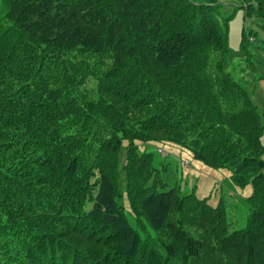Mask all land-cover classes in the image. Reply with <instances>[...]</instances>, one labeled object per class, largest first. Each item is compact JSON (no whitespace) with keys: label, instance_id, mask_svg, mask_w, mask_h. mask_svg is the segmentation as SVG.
Here are the masks:
<instances>
[{"label":"trees","instance_id":"trees-1","mask_svg":"<svg viewBox=\"0 0 264 264\" xmlns=\"http://www.w3.org/2000/svg\"><path fill=\"white\" fill-rule=\"evenodd\" d=\"M236 1L246 19L251 18L264 30V0ZM213 2L0 0V133L19 132L16 148L42 152L37 160L34 155L25 160V164L35 165V170L19 172L26 182L12 178L22 195L34 186L37 189L28 193L37 197L35 203L22 196L18 204L21 200L24 207L17 205L11 212L21 215L23 211L26 217L17 236L34 229L29 240L20 244L29 252L30 262L143 264L153 258L159 264H203L208 255V264H214L213 251L217 249L221 258L217 264H264V148L260 141L264 113L257 111L253 99L261 78L253 76L254 81L248 83L251 90L246 91L247 85L239 88L238 106L230 105L233 101L222 104V97L208 88L210 75L222 83L226 82L222 78H228L227 20L220 18V5ZM255 34L243 29L240 42L247 55L244 60L252 67L248 51L264 52ZM78 55L106 67L101 93L111 101L85 103L56 89L61 78L79 87L90 73L84 60H76ZM210 61L215 65L209 69ZM13 70L22 76L14 79ZM201 72L203 81L198 76ZM9 81L21 85L18 93L6 91ZM226 84L224 91L228 89L233 96V86L229 81ZM20 91L27 98L28 112L19 110V105L16 114L6 113L9 107H16ZM91 109L116 125L124 121L122 115L140 116L142 135L147 132L154 142H186L184 135H197L198 139L186 147L193 159L214 170H226L234 191L249 187L251 193L240 197L248 210H238L245 218V227H230L229 198L228 204L212 208L201 204L194 194L190 205L185 206V198L173 189L148 187L157 171L151 166L149 175L145 174L152 160L138 155L136 149L127 150L120 165L116 158L122 142L130 139V146L139 142V133L131 138L122 133V138L105 139L91 151L82 146L85 142L80 136L71 137L69 132L93 118ZM18 111L22 112L18 115ZM76 144L90 154L73 152L78 149ZM12 147L9 152H15ZM119 168L125 170L123 195L119 194ZM2 173L0 170L3 198L6 185L12 181ZM94 175L97 178L91 183ZM227 189L223 188L225 192ZM123 198L128 211L120 202ZM1 203L0 210L9 209ZM182 214L200 218L205 238L190 232L188 219L184 222ZM130 215L134 217L131 222ZM2 227L6 233L12 225ZM155 230L160 233L149 239V232ZM205 239L214 244L208 254L204 251L211 243Z\"/></svg>","mask_w":264,"mask_h":264},{"label":"rangeland","instance_id":"rangeland-1","mask_svg":"<svg viewBox=\"0 0 264 264\" xmlns=\"http://www.w3.org/2000/svg\"><path fill=\"white\" fill-rule=\"evenodd\" d=\"M220 5L218 12L220 14V18H223L227 20L226 22V33H227V54L225 58V69L226 70V76L228 78H222L226 82L229 81V85L233 86L234 95L232 96L230 92L224 91L228 85L225 83H222L221 79L217 78L215 75L214 77L210 75V84L208 88H213L214 92L216 93L217 97H222L221 101L222 104H229L231 101H233L230 105L235 103V106H238L235 101H237L241 95L239 88L245 89L246 85L248 88V83L251 84L254 81V77H264V52H259L254 49H250L248 51L251 54V63L254 64L249 65V63L244 60L247 55L243 52L240 42H241V36H242V30L249 32L250 30L252 32H255V39L261 43V45L264 46V30L260 29L253 23L250 19H246L245 12L243 9H239L238 2L236 0H215L213 2V5ZM222 26V25H221ZM224 27V26H223ZM249 42H252V39L249 40ZM260 50V46H257ZM77 61L84 60L83 64L85 65V68L88 67V70L90 73L87 74V76L83 79V83L77 87L76 85L72 86L69 84H66L64 78L60 79V87L56 88L57 90H61L60 92L62 94H67L70 97H74L77 101L78 98L82 100H91L92 102H98L101 101V103H108L111 101L107 96H102V89H104V82H105V74L107 73L106 67L104 68L103 63L97 64L92 60H88L87 56H80L76 58ZM254 62H257L254 63ZM18 63V61L16 62ZM23 64V63H22ZM215 65V63H213ZM210 61L207 67L209 69L211 68V65H213ZM63 67V66H62ZM110 67V66H109ZM245 67V68H244ZM241 68H244L245 71L240 70ZM252 69V72L250 71ZM14 74V79H17L22 76V72H16ZM59 73V70H57ZM206 71V70H205ZM204 71V73H205ZM37 74V72H35ZM247 73V75H245ZM249 73V74H248ZM70 74V73H69ZM198 76L200 79L205 80L204 76L201 73H198ZM254 76V77H253ZM264 79L257 82L261 86L262 94L264 95V85H263ZM9 88H7L6 91H16L18 93V90H20L21 85H18V83H14L9 81ZM11 84V85H10ZM237 85V87H236ZM226 86V87H224ZM250 86V85H249ZM69 89V90H68ZM230 89H232L230 87ZM229 89V90H230ZM251 90L250 88L246 89ZM72 93H71V92ZM224 91V92H223ZM259 88L255 87L254 92H261ZM65 92V93H64ZM21 95H18L20 99H18V102L15 101L16 107H9L6 109V113H15L16 114V108L20 105V109L24 111L27 109L29 105L27 104V98H25L20 91ZM71 93V94H70ZM212 96H215V94L211 91ZM224 93V94H223ZM261 94V93H260ZM24 98H23V97ZM62 96V95H61ZM216 97V96H215ZM234 97V98H233ZM17 98V97H16ZM256 103V101L254 100ZM85 103H88L87 101ZM112 103L116 105L118 108H123V106L120 103H116L114 100H112ZM77 105H80V103H77ZM5 110V109H4ZM3 112L2 109H0V112ZM18 111L17 114L19 115L20 112ZM25 112V111H24ZM89 112H92L91 114H94L95 112L91 109ZM97 112V111H96ZM126 113V112H125ZM127 114V113H126ZM17 115V116H18ZM30 115V114H29ZM125 119L121 123V125H116L114 123H110L109 119L105 117V115H102L100 113H95L92 115V119L88 121L87 124H80L78 128H72L70 129L69 136L71 137H78L85 142L84 147H90V151L92 148L96 147V144L100 142H103L105 139L109 138H122V133L126 134L127 137H135L136 134L139 133L141 136V140L139 142H135V144L129 145L128 141H123L121 149L118 152L117 155V162H120V165L124 163L125 155L127 154V150L130 151L131 149H136L138 152V155H147L151 158L152 163L150 166H148L146 170V175H149V168L153 166L156 168L157 173L155 175H152L151 180L148 182V187H151L152 185H157L156 188L158 190H162L164 186H166L168 189H173L176 194L180 198H185L184 204L190 205V200H192L195 196L198 200H201L202 203L204 202L209 207H216L220 204H232L230 206V220L232 226H230L234 230H240L242 227H245V218L243 215L238 212L240 209L241 211L245 209L248 210L247 205L245 204V201H243L240 197L247 196L251 193L249 187L246 188L244 191L236 190L234 191L231 186L228 183L229 176L226 170H214L212 168H209L207 166H204L202 163L196 161L191 156V151L187 148L191 146L192 140H197L198 137L194 138L193 134L184 135L185 138L188 139V141L183 139L182 140L177 139V142H167V141H150V137L148 138V133L146 132V135H142L143 128L141 127V118L140 116L135 115H122ZM72 117V116H71ZM88 119V118H87ZM192 124V121L190 122ZM194 124V123H193ZM25 124H23L24 126ZM75 125V124H73ZM88 127V132H86V127ZM191 126V125H190ZM118 130L121 131V133H118ZM21 132V131H20ZM21 133H12V134H5L0 133V170L3 171L2 174H7L9 176L8 181H12L11 184L6 185V194L3 195V198L0 197V200L2 201L1 204H4L5 207H9L7 210H0V226L6 225L10 223L12 227H9L8 231H10V236H8V231L4 233L3 227L0 228V264H35V262H30L29 259V252L23 251V246H20V244L25 243L30 238L31 232H34V229H27L26 231H23L20 233V235H16L21 229L22 225L24 223V219L26 218L24 216V213L21 212V215L19 214H12L13 208H16L17 205H21V208L23 202L20 200V204H18L19 199L23 197L29 198L33 203L36 202L37 197L35 196H28V193H33L32 191H36V186H34V190L26 191L27 194L24 193L22 195L21 189L16 187L17 182L14 181L12 178H17L21 182H26V179L23 176V174L19 173L23 170H35L34 163H27L25 164V160L29 159L34 155V157L37 159L42 157V152L40 153H34L35 149H22L21 147L16 148V140L17 137ZM150 136V135H149ZM194 138V139H193ZM145 139L149 141H145ZM261 141V140H260ZM12 143V144H11ZM11 145L13 146L12 149H15V152H9L8 150L11 148ZM80 145V146H79ZM76 144L75 146L78 147V149L75 148V150H72L73 152L79 151V154H82V151L84 148L81 146V144ZM15 146V147H14ZM185 146V148H184ZM187 147V148H186ZM199 148V147H198ZM80 149V150H79ZM88 151H83L86 153V156L89 153ZM199 150V149H198ZM32 153V155H27L25 157V154ZM128 155V154H127ZM38 156V157H37ZM154 160V161H153ZM29 161V160H28ZM125 170H121L119 168L118 170V177H119V194L123 195L124 193V187H125ZM31 172V171H29ZM21 174V175H20ZM97 178V175L91 179V183L95 181ZM0 183L3 181H1ZM3 183V182H2ZM164 183L166 185H164ZM224 187H227L229 189L228 192H225L223 190ZM3 188V187H2ZM165 188V189H166ZM227 189V190H228ZM39 190V189H38ZM44 190H42L43 192ZM1 192V190H0ZM51 192V191H50ZM35 193V192H34ZM237 193V194H236ZM48 197V196H46ZM195 197V198H196ZM208 197V198H207ZM49 198V197H48ZM207 198V199H204ZM228 198L230 200H228ZM204 199V200H202ZM120 202L125 204V208L128 211L127 202L125 201V198H123ZM224 202V203H222ZM228 202V203H225ZM234 205V207H233ZM90 205L88 204V207ZM87 207V208H88ZM185 213V211H183ZM26 215V214H25ZM174 216V215H173ZM195 216V215H194ZM194 216H186L185 214H182V218L184 222L188 219L187 227L190 228V232L193 235L200 236L205 238V231L201 229L203 227V223L200 220V218L194 217ZM181 218V219H182ZM129 221H133V216H128ZM18 220V221H17ZM21 222L20 225H18L17 222ZM136 221V220H135ZM23 222V223H22ZM136 224V222H135ZM244 224V225H243ZM134 225V224H133ZM135 229L139 230V228L134 227ZM12 233L14 235H12ZM160 232L155 230L154 232H149V239L150 238H156ZM7 236V237H5ZM143 236V235H141ZM208 244L207 248L205 249V253L208 254L210 251V248L212 249V246L214 245L213 242H210L209 240L205 239ZM213 244V245H212ZM213 251V249H212ZM211 251V253H212ZM213 255L214 258H216V261L214 264H217L221 258L219 257L217 253V249H214ZM210 258L208 255L204 256V260L202 261L203 264H208V259ZM175 263V262H171ZM143 264H159V261L151 258L149 261L143 263ZM225 264V263H224Z\"/></svg>","mask_w":264,"mask_h":264},{"label":"crops","instance_id":"crops-1","mask_svg":"<svg viewBox=\"0 0 264 264\" xmlns=\"http://www.w3.org/2000/svg\"><path fill=\"white\" fill-rule=\"evenodd\" d=\"M260 78H261V80L264 79V77H260ZM263 85H264V82H263ZM257 88H259L260 91H261V86H260L259 83H258V87ZM260 93L259 92H254L253 99L256 101L255 104H256V107H257V111L260 114H263L264 113V95L262 94V91ZM261 143H262V146L264 148V132H263L262 137H261ZM262 158L264 160V154H263Z\"/></svg>","mask_w":264,"mask_h":264}]
</instances>
